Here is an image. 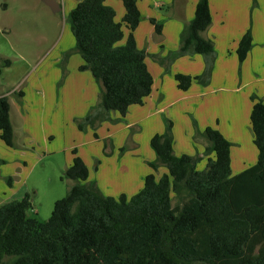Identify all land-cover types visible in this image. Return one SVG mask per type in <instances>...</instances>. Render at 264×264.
<instances>
[{"label":"trees","instance_id":"obj_1","mask_svg":"<svg viewBox=\"0 0 264 264\" xmlns=\"http://www.w3.org/2000/svg\"><path fill=\"white\" fill-rule=\"evenodd\" d=\"M120 1L124 14L119 21L105 0H80L67 16L73 51L82 60L78 71L88 72L101 88L99 103L78 122L80 131L118 123L111 112L124 118L153 92L146 53L134 38L141 21L137 0ZM150 22L160 33L161 25ZM210 23L209 0H198L176 57L200 55L204 69L195 77L174 75L180 91L192 83H210L216 52L200 35ZM251 49L247 30L235 51L239 65ZM8 66V60L2 63ZM251 99L249 127L257 151L253 165L233 175L232 144L207 127L196 134L207 142L205 167L198 170L200 157L174 154L173 125L167 121L149 142L156 158L148 166L164 172L146 175L131 197H110L88 182V167L74 149L63 173L73 184L54 203L47 221L28 217L29 194L0 206V264H264V102ZM13 139L8 98L0 94V141L12 148ZM6 181L11 187V178Z\"/></svg>","mask_w":264,"mask_h":264},{"label":"rangeland","instance_id":"obj_2","mask_svg":"<svg viewBox=\"0 0 264 264\" xmlns=\"http://www.w3.org/2000/svg\"><path fill=\"white\" fill-rule=\"evenodd\" d=\"M57 2L61 10L54 14L40 0H0V94L6 96L11 104L15 142L14 147L8 148L0 141V160L3 161L0 164V190H6L5 195H0L3 199L0 203L20 200L25 193L29 194L32 196V209L27 213L38 221L45 222L52 213L54 203L66 196L73 183L64 177L62 153L46 156L42 154L43 150L41 154H37L27 146L25 130L28 127H34L35 131L38 129L41 133L46 132L47 135L51 133L58 136L65 133L67 139L76 141L77 154L79 152L87 161L89 177L96 182L103 196L118 197L126 194L131 197L143 187L147 174L153 173L159 177L164 172L165 169L160 166L154 172L143 161L153 154L149 146L151 137L162 131L167 121L174 128L172 136L175 154L187 155L192 149L193 140L199 149H204L206 145L205 139L195 137L199 121H209L222 111L228 113L226 116L229 115V119L239 117L237 136L231 141L226 138L234 144L230 150L232 174L236 175L254 164L255 160H247L252 153L257 155V151L241 104L238 107V103L233 104L232 100L228 109L227 103L222 104V96L229 94L227 86L225 90L202 100L203 104L199 99L192 101L190 105L177 102L160 115L142 123H133L127 128H122L124 126L120 123L124 121L118 118V123L102 122L95 128L85 126L80 131L77 125L84 115L86 105L82 94L71 85L86 83V76L92 77L88 72L85 75L77 69L82 60L73 51L74 39L67 21L68 13L78 0ZM106 4L114 9L116 20L119 21L120 13L124 14L121 1L106 0ZM6 60L10 62V66L2 67ZM163 86L164 90L161 91L165 99L176 100V88L172 82L167 79ZM228 86L231 87V84ZM91 94L93 96V91ZM15 111H21L24 120L19 118V113L14 114ZM194 122L197 123L196 127ZM118 128L122 129L117 131ZM191 130L194 131L192 141V133L189 135ZM108 132L115 133L113 141L116 143L112 144V156L104 155L107 151L110 152L109 139L95 144L88 143L90 140L94 141V133L99 137H106ZM56 147L59 146L55 142L49 150L54 151ZM96 157L100 158L98 160L101 163L97 170ZM205 163L204 156V162L197 164L198 170L204 168ZM32 167L34 168L31 170ZM8 178L14 182V191H9L10 187L6 183ZM176 203L177 200L173 198L172 205Z\"/></svg>","mask_w":264,"mask_h":264},{"label":"crops","instance_id":"obj_3","mask_svg":"<svg viewBox=\"0 0 264 264\" xmlns=\"http://www.w3.org/2000/svg\"><path fill=\"white\" fill-rule=\"evenodd\" d=\"M79 1L80 0H78V2ZM197 1L198 0H137V6L141 14V21L134 31V38L138 49L143 50L146 53V64L153 75L154 87L151 96L145 101L144 105L132 106L124 118H121L114 112L110 113L111 119L118 120V118H120V120L124 121L120 123L121 126H124L122 128L132 126L131 124L133 123H142L153 116L160 115L166 108L175 105L177 102H185L190 105L192 101L199 99L203 104L202 100L225 90V86L228 87L229 94L222 96V104L224 105L227 103V109L228 104L230 105L232 100L234 101L233 104L238 103V107L241 104L248 123L249 115L254 103L251 97H255L257 100L264 102V0H209L211 23L210 26L200 35L203 39L212 42L216 52V59L210 83L207 86L192 83L191 87L185 92L180 91L177 88L174 75L181 74L195 77L200 75L204 69L203 58L200 55L176 57V53L180 48L181 33L194 17ZM122 16L123 13H120V19ZM150 20H154L161 25L160 33L155 32L154 25L151 24ZM247 30H250L252 33V49L245 61L239 65L235 51L239 40ZM81 73L88 75L87 72ZM86 77V83L71 85V87L76 88V90L82 94L83 103L86 105L84 115L81 118L86 116L87 113L99 103L101 91L100 86L93 78H89V76ZM167 79L168 81L170 80L172 85L176 88V100L165 99V96L162 94L161 89L164 90L163 84ZM228 84H231V87H229ZM91 91H93L94 97L92 96ZM212 102H214V99H212ZM9 105L10 120L13 127V121L11 119L12 108L10 103ZM142 109L146 110V112H143ZM15 113H19V118L24 120L21 111H15L14 114ZM227 114V112L222 111L220 115L215 114L210 120L208 118L209 121H204L203 123L199 121L198 127H196V129H198L197 132L201 134L207 127H211L218 130L228 140H233L238 134V128H240L238 127L239 117L230 118V120L228 118L229 115L226 116ZM188 115L189 117L191 116L190 114ZM210 121L211 123H207ZM229 121L233 122L231 123ZM242 122L244 123L245 121ZM195 124L197 123L195 122ZM122 128H118L117 131ZM164 129L165 128L163 127L162 131H159V133L156 134H161ZM35 134H37V136H35ZM94 134V141L90 140L91 142L89 141L88 143L95 144L101 140L109 139L111 144V147L109 148L110 152L103 151V153L106 152L104 155L112 156L114 153V146L112 144L114 142L113 137H115V133L108 132L106 137H99L97 133ZM190 134L192 141L194 131H189V135ZM25 136V139H27V146L33 152H37V154H41L42 150V154L46 156L62 153L63 172H65L71 165L73 158L72 150H76V141L73 139H67L65 133L58 136H54L51 133H48L47 135L46 132L41 133L38 129L35 131L34 127H28L25 130ZM194 141L195 140L191 142L192 149L187 155L192 157L198 156L201 158L199 163H203L204 156L201 153L204 152L207 142L205 141L206 145L204 149H199ZM55 142L59 147L53 149L54 151L49 150V147ZM115 143L116 142H114V144ZM13 144L14 147V139ZM233 145L234 144H232L231 148ZM77 155L81 157L87 165V161L79 154V152ZM152 155H154V152L150 155L151 158L143 161V164L148 166V163L154 161L155 155ZM256 158L257 155L252 153L247 160L249 162L251 159L252 162L254 160L256 162ZM98 159L100 158L96 157L95 160ZM100 164V160H98L95 166L96 170L99 168L98 166ZM33 168L34 167H32L31 170ZM88 182H94L96 187L99 188L96 182L90 179V177ZM0 186H2L1 182ZM14 189V182H12L9 191H14ZM1 194H6L4 188L0 190V195ZM22 198L23 197H21V199ZM0 200L3 199L0 197ZM27 215L29 218H35L28 213Z\"/></svg>","mask_w":264,"mask_h":264},{"label":"water","instance_id":"obj_4","mask_svg":"<svg viewBox=\"0 0 264 264\" xmlns=\"http://www.w3.org/2000/svg\"><path fill=\"white\" fill-rule=\"evenodd\" d=\"M46 7L50 9V11L54 14L60 12L61 7L57 0H40Z\"/></svg>","mask_w":264,"mask_h":264}]
</instances>
